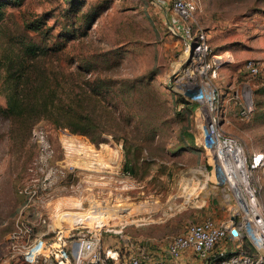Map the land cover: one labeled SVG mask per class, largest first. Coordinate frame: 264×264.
I'll return each mask as SVG.
<instances>
[{"label":"rangeland","instance_id":"1","mask_svg":"<svg viewBox=\"0 0 264 264\" xmlns=\"http://www.w3.org/2000/svg\"><path fill=\"white\" fill-rule=\"evenodd\" d=\"M78 2L84 15L67 14L66 0H7L0 47L6 39L4 35L13 33L15 24L43 14L52 33L67 28L85 32L93 48L114 49L123 54L125 74L158 68L159 84L169 83L170 77L174 90L190 99L193 89L176 78L184 66L185 43L176 33L173 21L176 17L168 0ZM194 2L195 18L205 30L213 51L227 52L233 58L220 68L215 80L224 106L222 127L238 139L246 152H264V105L262 115L256 117L255 94L264 77V0ZM92 10L100 14L93 23L86 24L82 19ZM247 60L259 62V74L248 73ZM245 93L250 95L249 117L238 113L237 102L243 101ZM236 94L237 102H233ZM0 106H5L1 92ZM195 115L193 111L191 130L196 133V150H178L183 155L180 157L164 153L167 169L163 174L157 170L160 162L155 161L145 172L140 169L137 177L123 170L121 144L110 135H103V140L94 144L84 135L55 128L43 120L35 123L27 134H19L11 130L9 119L0 117V264H57L42 257L31 263L11 247L10 238L17 225L38 220L37 213L46 209L49 212L44 214L46 222L33 226L31 236L51 241L60 231L68 243L70 264H81L80 246L75 259L72 253L81 240L90 236L100 238L101 249L117 247L121 257L143 252L151 264H205L191 253L179 258L166 256L168 242L186 226L206 218L225 224L234 211L231 195L215 184L210 160L197 143L201 130ZM167 120L163 128L171 130L167 132L168 141L173 143L185 119L171 111ZM35 128L43 129L49 147L45 162L39 160ZM172 147H167L168 151ZM184 158L187 162L184 166L169 165ZM257 176L262 177L261 171ZM82 214L91 217L75 221ZM94 215H103L102 220L93 218ZM233 245L223 239L217 247L230 249Z\"/></svg>","mask_w":264,"mask_h":264},{"label":"trees","instance_id":"2","mask_svg":"<svg viewBox=\"0 0 264 264\" xmlns=\"http://www.w3.org/2000/svg\"><path fill=\"white\" fill-rule=\"evenodd\" d=\"M66 1L67 14L84 15L78 0ZM6 3L0 0V27L6 19ZM88 13L82 19L86 24L93 23L100 11ZM86 35L71 28L52 33L43 14L15 24L13 33L4 35L0 92L5 106H0V117L9 119L11 130L27 134L43 120L55 128L84 135L94 144L101 142L103 135H110L121 144L123 170L132 177L155 161L160 162L157 170L163 174L167 169L164 153L180 157L183 155L178 150H196L191 125L193 111L199 120L197 102L179 90L181 94L177 93L170 77L169 83L159 84L158 68L125 74L123 54L93 48ZM255 94L259 117L263 113L264 77ZM171 111L185 119L173 143L168 141L171 130L163 128ZM185 160L175 159L169 165L184 166Z\"/></svg>","mask_w":264,"mask_h":264},{"label":"built area","instance_id":"3","mask_svg":"<svg viewBox=\"0 0 264 264\" xmlns=\"http://www.w3.org/2000/svg\"><path fill=\"white\" fill-rule=\"evenodd\" d=\"M168 3L176 17L173 20L176 33L185 43L184 66L176 78L186 81V88L193 89L190 98L198 105L200 146L210 160L215 183L231 195L234 211L225 224L206 218L186 226L182 233L170 239L166 256L179 258L191 253L205 264H264V152H246L236 137L224 131L221 121L224 106L215 83L220 68L233 58L227 52L213 51L205 30L195 18L196 4L193 0H168ZM245 68L249 74L256 75L259 62L247 60ZM237 98V94L234 95L233 102H237ZM249 99L250 95L245 93L243 101L237 102L238 113L242 117L250 115ZM34 130L39 144V160L45 162L49 147L43 129ZM259 171L262 177H256ZM39 219L46 222L43 215ZM232 230L236 233H231ZM32 232L30 223L20 222L10 238L13 250L31 263L42 257L51 258L57 264H69L68 243L60 231L51 241L32 238ZM223 239L233 242V247H217ZM99 240L96 236L81 240V264H151L143 252L121 257L117 250L101 249ZM227 251L231 252L228 256L210 262L213 256Z\"/></svg>","mask_w":264,"mask_h":264},{"label":"crops","instance_id":"4","mask_svg":"<svg viewBox=\"0 0 264 264\" xmlns=\"http://www.w3.org/2000/svg\"><path fill=\"white\" fill-rule=\"evenodd\" d=\"M193 1H195V0H193ZM212 176H213V175H212ZM213 178H214V177H213ZM215 184H216V183H215ZM216 185H217V184H216ZM45 209H46V208H45ZM47 213H49V212H48L47 209H46V210H40L37 214H38V216L40 217L41 215L44 216V214L46 215ZM39 222H40L39 219H38V220L36 219V221H34V222H33V221H30V223H31V225H32V228H33V226L35 227L36 225H39V224H40ZM38 223H39V224H38ZM124 227H125V226H122V228H124ZM42 229H43V228H42ZM184 230H185V229H184ZM118 231H122V230L120 229V230H118ZM45 233H47V232H44V234H45ZM121 235H122V234H120V236H121ZM79 246H80V245L75 246V250H76V251L73 250L74 253H72V257H73L74 259H75V256L77 255V252H78V251H77V250H78L77 248H79ZM106 247H108V246H106ZM115 248H117V247H114L113 250H117V249H115ZM117 251H118V250H117ZM118 252H119V251H118ZM70 256H71V255H70ZM69 264H70V262H69Z\"/></svg>","mask_w":264,"mask_h":264},{"label":"bare ground","instance_id":"5","mask_svg":"<svg viewBox=\"0 0 264 264\" xmlns=\"http://www.w3.org/2000/svg\"><path fill=\"white\" fill-rule=\"evenodd\" d=\"M123 208V207H122ZM127 208V207H126ZM125 209V208H124ZM129 212V211H128ZM91 217V215L89 216V215H78V216H76L75 217V221H77V222H80V221H82V220H85V219H88V218H90ZM96 218V219H101L102 217H103V215H100V216H96V215H94L93 216V218ZM95 220V219H94ZM102 220V219H101ZM104 221V220H103ZM102 221V222H103ZM108 221V220H107ZM105 222V221H104ZM98 223H100V221H98Z\"/></svg>","mask_w":264,"mask_h":264},{"label":"water","instance_id":"6","mask_svg":"<svg viewBox=\"0 0 264 264\" xmlns=\"http://www.w3.org/2000/svg\"><path fill=\"white\" fill-rule=\"evenodd\" d=\"M231 233L235 234L236 232H235V230H232ZM230 253L231 252H228V251L227 252H223V253H219L216 256H213L211 258L210 262H214L215 260H218V259H221V258H223L225 256H228Z\"/></svg>","mask_w":264,"mask_h":264}]
</instances>
